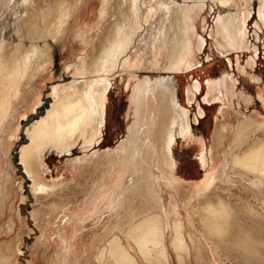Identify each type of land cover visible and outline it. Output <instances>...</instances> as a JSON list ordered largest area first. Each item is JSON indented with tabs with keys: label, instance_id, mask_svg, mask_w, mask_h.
Masks as SVG:
<instances>
[{
	"label": "bare ground",
	"instance_id": "6f19581e",
	"mask_svg": "<svg viewBox=\"0 0 264 264\" xmlns=\"http://www.w3.org/2000/svg\"><path fill=\"white\" fill-rule=\"evenodd\" d=\"M211 1L217 2L218 7L212 31L216 47L221 52L234 51L241 46L249 35L245 23L252 12L257 17L251 35L257 40L263 35L264 0H256L255 8H252L254 0ZM182 2L176 10L172 9L173 16L169 4L162 2L165 14L163 18L160 17L162 28L158 29V37L151 40L154 56L151 64H161L158 56L162 55L164 61L161 67L172 74L159 77L158 81L142 88L136 97L137 121L132 125L129 138L107 149L101 160V163L106 164L109 175L118 171L121 173L118 172L121 177L114 183L111 196L113 204L109 208H119L125 192L129 190L138 192L143 204L136 214L141 216L129 223L123 231L120 223L116 225L119 232H116L115 227L112 229L113 224L109 227L110 232L107 231V234L112 233L109 235L111 237L103 240L106 243L95 245L97 248L94 249L93 259H97L99 264L108 261L113 264H139L138 259L146 264H171L173 260L176 264H225V258L230 264H264V119L240 111L236 124H231L229 129L224 117L222 121L219 120L213 134L215 145L219 147L217 154L221 156L219 170L211 171L201 182L189 185L192 195L198 198L197 205L188 199L179 205L172 199L176 198L180 187L187 185L172 173L175 161L172 146L175 137H184L191 128L188 108L176 98L178 82L177 75L173 73L189 69L193 64L191 57L195 49L200 51L203 46V36L193 33L190 10L192 7L201 9L206 5L205 0ZM4 3L8 5L6 12L10 13L16 1L7 0ZM115 7L117 16H114V12L112 20L107 21L109 25L104 29L95 54L91 58L81 59V66L72 70L71 82L52 89L54 99L41 115H37L38 118L28 131L29 141L20 147L23 174L31 179L35 193H44L49 188L38 179L37 173L40 171L35 167V162L40 161L41 155L49 148L69 152L79 141L86 149L91 146L97 140L105 121V92L111 84L110 72L114 68L139 64V55L132 58L127 52L132 35L141 26L138 22V4L136 0H129L127 4L119 2ZM57 9L48 7L35 22L28 23L26 32L29 39L26 45L22 40L11 46L0 44V131L12 107V99L17 97L24 79L26 85L34 72L36 74L41 69L44 53L58 42L68 27L70 10L66 0H61L60 10ZM104 16L103 10L102 18ZM144 18L146 21L147 14ZM193 35L196 36L194 43L191 39ZM253 49L255 52L247 60L250 68L257 60L256 44ZM227 59L231 62L230 57ZM227 74H222L219 79L207 80L208 89L203 100L217 98L223 101L227 94L224 86L227 87V82L231 80ZM255 80H261L260 76H255ZM200 89L201 84L197 80L187 86L188 102L194 99ZM150 104L155 105L160 119L153 122L151 118L152 124L149 127L146 124L150 116L146 115V108ZM202 113L203 109L199 105L193 120L196 121ZM157 122L161 125L159 128ZM156 144L160 147L156 148ZM86 149L85 153L88 152ZM198 156L205 169L209 166V159L214 157L210 149L209 155L199 149ZM115 157L119 160L126 157L131 168L121 171L118 166H114ZM88 159L87 154H83L73 160L87 162ZM125 176L126 183L122 182ZM100 191L103 192L98 189L96 193ZM89 207L93 208V205ZM120 232L130 241L134 252L122 242ZM79 247L83 254V245ZM73 248L76 247L71 243L70 255L74 257L69 264H81L79 249ZM54 254L59 259L58 264H63L65 254L62 248L56 249Z\"/></svg>",
	"mask_w": 264,
	"mask_h": 264
},
{
	"label": "rangeland",
	"instance_id": "374dc122",
	"mask_svg": "<svg viewBox=\"0 0 264 264\" xmlns=\"http://www.w3.org/2000/svg\"><path fill=\"white\" fill-rule=\"evenodd\" d=\"M6 1L0 0V44L6 43L11 46L18 40H22L21 42L26 45L29 39V34L26 32L28 23L35 22L48 7L60 10L61 0H28L29 2L15 0L16 4L10 13L6 12L8 8L4 3ZM182 1L136 0L139 7L138 22L141 26L137 27L132 35L133 39L127 52L132 58L139 55V64L121 69L114 68L110 72L111 84L105 92V121L101 125L97 140L87 148V153H85L86 148L82 147L79 141L69 152L49 148L41 155L42 159L35 162V167L40 171L37 173L38 179L50 188L38 194L33 190L31 179L23 174V164L19 158L20 147L29 141V128L54 99L55 94L52 89L71 82L74 69L81 66V59L91 58L96 52L99 41L104 35V29L108 27L106 25H109L108 22L112 20L114 12V16H117L115 6L119 2L122 5L129 2V0H66L70 10L68 27L58 38V42L47 49L46 54L44 53L43 58L47 63L43 60L41 69L36 71V74L34 72L28 80V85H25L24 79L20 92L18 91L17 97L12 99L13 104L11 103L12 107L5 118L3 131H0V255L2 257L0 264H58L59 259L54 251L59 247L62 248L66 258L63 259V264H69L74 257L70 255L71 243L76 247L73 249H79L78 253L81 257H78L82 264L86 258L85 253L82 254L80 250L81 244H86L94 238L97 241L101 237L102 240L99 239L98 244L95 243L96 241L93 244L103 245L106 243L103 242L111 237L109 235L112 233L107 234V231L110 232L109 227L114 224L112 229L115 227L116 232H119L116 225L120 223L123 231L129 223L141 216L136 214L142 208V199L139 193L133 190L125 192L126 195L119 208H109L114 183L121 177V173L118 171L120 174L116 172L109 175L106 164L101 163V160L104 159L107 149L118 145L122 139L129 138L132 125L137 121L136 97L141 93L142 88L158 81L159 77L172 74L161 67L164 61L162 55L158 56L161 64L156 66L151 64L154 57L151 43L158 37V29L162 28L160 17L163 18L165 15L162 2L169 4L170 10H176L183 3ZM205 3L206 5L201 9L192 7L190 10L193 33L196 36H203V46L200 51L195 49L191 57L193 64L189 69L176 70L173 73L177 75L175 76L178 82L176 98L180 104L188 108L191 124L188 133L184 137H175L172 146L175 159L172 173L182 183L187 184L186 187H180L176 198L172 197L179 205L187 199L193 205H197L198 198L195 194L192 195L189 185H195L204 180L211 171L219 170L221 156L217 154L219 147L213 140L219 120L222 121L224 117L229 129L231 124H236V117L240 111L257 119H264V33L259 40L251 35L256 13L252 12L245 23L249 35L242 42L243 45L241 44L234 51L221 52L216 47L212 31L214 15L218 10L217 2L205 0ZM255 7L256 0L252 4V8ZM103 10L104 18H102ZM146 14L147 20L144 21ZM196 36L191 37L193 43ZM255 44L257 60L250 68L247 60L255 52L253 49ZM228 57L231 58V62ZM222 74L230 75L231 78L227 82L228 88L224 86L227 94L223 101L217 98L203 100L208 89L207 80L219 79ZM257 75L261 80H255ZM196 80L200 82L201 89L195 94L194 99L188 102L187 86L192 85ZM199 105L203 113L195 121L193 116L197 113ZM146 115L150 116L146 124L149 127L152 124L151 118L153 122L160 119L155 105H148ZM158 123L157 128L161 126ZM154 146L160 147L157 144ZM199 149L208 155L209 149L213 152L214 157L209 159V166L206 169L203 168L198 156ZM13 150L18 152L17 155H13ZM83 154H87L90 160L88 159L87 162L73 160ZM116 157L113 159L114 166L125 172L130 167L127 158L123 157L119 160ZM126 178L127 176L122 182L126 183ZM98 189H102L103 192L96 193ZM91 205L93 208L89 207ZM87 206L89 209L85 213ZM120 236L128 249L134 252L123 232H120ZM96 246L89 250L90 254L88 249L86 250L89 257L88 264H99L97 259L94 260ZM169 255L173 260L171 252ZM225 259V264L231 263ZM138 263L146 264L139 259ZM105 264L113 263L108 261ZM171 264L176 262L173 260Z\"/></svg>",
	"mask_w": 264,
	"mask_h": 264
},
{
	"label": "crops",
	"instance_id": "0c3cea01",
	"mask_svg": "<svg viewBox=\"0 0 264 264\" xmlns=\"http://www.w3.org/2000/svg\"><path fill=\"white\" fill-rule=\"evenodd\" d=\"M95 241H96V240H93V239H92V241H88V242L86 243L87 245H86L85 243L82 244L83 247H84L83 249H84V251H85V252H84V253H85L84 256H85V258H86L85 261L83 260V261H84L83 264H88V263H89V262H88V261H89V257H88V255L86 254V250H87L88 247L93 249V248L95 247V245H96V244H93V242H95ZM98 242H100L99 239H98L95 243L98 244ZM88 243H90V244H88ZM89 245H90V246H89ZM92 245H93V246H92ZM89 248H88V250H87V251H88V254H90V252H89Z\"/></svg>",
	"mask_w": 264,
	"mask_h": 264
},
{
	"label": "water",
	"instance_id": "95a60500",
	"mask_svg": "<svg viewBox=\"0 0 264 264\" xmlns=\"http://www.w3.org/2000/svg\"><path fill=\"white\" fill-rule=\"evenodd\" d=\"M12 153H13V155H17V151L16 150L15 151L13 150Z\"/></svg>",
	"mask_w": 264,
	"mask_h": 264
}]
</instances>
